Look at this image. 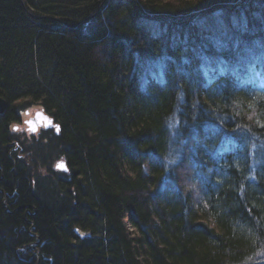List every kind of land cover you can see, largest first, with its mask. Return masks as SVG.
I'll use <instances>...</instances> for the list:
<instances>
[{
	"label": "trees",
	"instance_id": "16d2710c",
	"mask_svg": "<svg viewBox=\"0 0 264 264\" xmlns=\"http://www.w3.org/2000/svg\"><path fill=\"white\" fill-rule=\"evenodd\" d=\"M0 97V264H264V0H0Z\"/></svg>",
	"mask_w": 264,
	"mask_h": 264
},
{
	"label": "water",
	"instance_id": "95a60500",
	"mask_svg": "<svg viewBox=\"0 0 264 264\" xmlns=\"http://www.w3.org/2000/svg\"><path fill=\"white\" fill-rule=\"evenodd\" d=\"M6 111V101L0 97V115H3ZM26 118L23 121L26 131L29 134H36L39 129H48L52 127L55 130V133H58V125L54 123V120L51 116L45 113L42 110H34L29 116V112H25ZM56 170L59 172L67 173L68 168L64 160H59L55 166ZM73 232L78 234V229L73 228ZM39 243V237H37ZM37 244V243H36Z\"/></svg>",
	"mask_w": 264,
	"mask_h": 264
},
{
	"label": "rangeland",
	"instance_id": "374dc122",
	"mask_svg": "<svg viewBox=\"0 0 264 264\" xmlns=\"http://www.w3.org/2000/svg\"><path fill=\"white\" fill-rule=\"evenodd\" d=\"M18 124H19V122H18ZM20 124L22 125L23 123H20ZM23 129H24L23 127H20V129H18V130L15 129V128L13 130H14V132L21 133L23 131ZM39 134L42 135L43 132L40 131ZM56 160H57V157L56 158L53 157L52 160H51V166H52V164H54L53 167H54L55 170H56V168H55L56 163L58 162V161L56 162ZM21 161L24 162L25 163V166L29 167V169H32V172H34V173L36 172L37 174H40V172H42L43 174H45L44 172H46V170H47V167L46 166L45 167H42L41 166L42 165L41 164L42 161L39 160L38 159V156H36V155H32V156L31 155L30 156H28V155L27 156H24L23 155ZM56 171H58V170H56ZM0 191L4 195V192H2V189L1 188H0ZM29 235L31 237H33V238H37V234H35L34 232H31L30 231L29 232ZM77 236H79V238H84V237L90 236V234L88 232H84V231L78 230ZM35 242L36 241H33L32 240V242L29 244V247L32 248V250H33V248L36 249V247H35L36 246V243Z\"/></svg>",
	"mask_w": 264,
	"mask_h": 264
},
{
	"label": "bare ground",
	"instance_id": "6f19581e",
	"mask_svg": "<svg viewBox=\"0 0 264 264\" xmlns=\"http://www.w3.org/2000/svg\"><path fill=\"white\" fill-rule=\"evenodd\" d=\"M38 241V239L36 240V242L35 243H37L36 245H38L39 243L37 242ZM39 242H40V240H39ZM32 249V248H31ZM33 250H35V251H37L36 249H34L33 248Z\"/></svg>",
	"mask_w": 264,
	"mask_h": 264
}]
</instances>
